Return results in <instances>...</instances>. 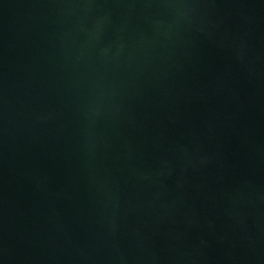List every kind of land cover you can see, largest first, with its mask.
Segmentation results:
<instances>
[{
	"label": "water",
	"instance_id": "1",
	"mask_svg": "<svg viewBox=\"0 0 264 264\" xmlns=\"http://www.w3.org/2000/svg\"><path fill=\"white\" fill-rule=\"evenodd\" d=\"M0 264H99L33 0H0Z\"/></svg>",
	"mask_w": 264,
	"mask_h": 264
}]
</instances>
